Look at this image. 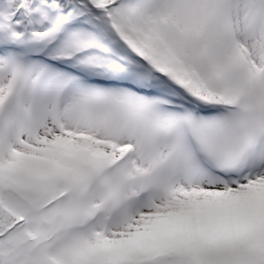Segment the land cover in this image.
<instances>
[{"label": "snow or ice", "instance_id": "6c2138e0", "mask_svg": "<svg viewBox=\"0 0 264 264\" xmlns=\"http://www.w3.org/2000/svg\"><path fill=\"white\" fill-rule=\"evenodd\" d=\"M0 264H264V0H0Z\"/></svg>", "mask_w": 264, "mask_h": 264}]
</instances>
